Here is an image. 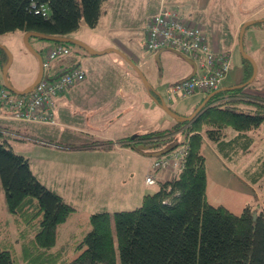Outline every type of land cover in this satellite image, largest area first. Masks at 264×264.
Masks as SVG:
<instances>
[{
    "label": "trees",
    "instance_id": "trees-1",
    "mask_svg": "<svg viewBox=\"0 0 264 264\" xmlns=\"http://www.w3.org/2000/svg\"><path fill=\"white\" fill-rule=\"evenodd\" d=\"M104 1L0 0V34L21 30L67 36L79 28L82 19L93 28ZM51 44L48 47L59 43ZM0 52L6 61V52L1 48ZM39 53L43 55L41 49ZM69 69L43 77L53 79ZM239 89L216 93L194 119L176 121L173 130L143 135L140 142L119 143L147 157L145 184L157 182L158 189L143 195L140 205L131 210L92 213L89 230L74 240L78 254L62 263L58 261L67 249H55L58 228L75 209L38 180L29 158L16 153L9 142L11 136L18 135L0 126V189H4L7 208L16 223L14 241L0 229V264H117V258L120 264H264V207L254 216L247 205L236 215L224 206L210 205L206 195L204 140L232 152L238 147L250 152L253 137L249 131L264 122L263 102L243 96L225 99L228 94H238ZM53 119L54 115L51 122ZM176 131L185 133V140L173 142L165 150L187 147L181 168L167 171L154 167L164 154L141 151L139 144L151 148L157 139L171 140ZM227 132L236 134L228 138ZM94 143L100 141L89 144ZM103 145L96 146L109 149L113 144ZM148 176L152 183L146 181Z\"/></svg>",
    "mask_w": 264,
    "mask_h": 264
},
{
    "label": "crops",
    "instance_id": "crops-1",
    "mask_svg": "<svg viewBox=\"0 0 264 264\" xmlns=\"http://www.w3.org/2000/svg\"><path fill=\"white\" fill-rule=\"evenodd\" d=\"M259 1L105 0L101 5V15L95 27H88L82 19L79 28L65 37L79 40L97 51L115 48L123 52L129 60L139 67L147 78L150 87H145L131 64L118 53L109 52V54L105 53L103 56L93 55L85 48L77 45L73 52L69 49L70 52L68 54L61 55L51 63L49 76L56 74L61 68L69 69L79 66L84 70L85 78L71 85V87L55 98L53 110L55 123H38L44 125L45 135H49L50 138L46 139L34 134H26L27 136H24V138L29 139L34 145H37L34 141L39 142L44 139L54 143L58 142L63 147H56L47 143L43 144L44 146H50L61 151L72 150L77 153H102L108 159L114 153L113 151L132 153L134 156L143 158L144 162H146V176L149 164L147 157L134 152L131 147L113 143L115 141L128 140L130 136L135 134L139 137L155 131L173 130L176 120L167 113L164 115L163 112L165 111L159 106V97L167 105H169L167 102L179 101L176 107L178 110L172 111L187 117L190 113L188 111L195 109L208 96V93L201 91L186 97L171 95L170 88L172 85L188 78L193 72L196 74L200 70L197 68L195 61L185 58L177 51L168 48L161 50L147 49L144 35V27L147 21L160 8L169 7L174 8L178 16L189 22L190 25L201 27L215 52L229 51L231 54V66L220 84V89L229 88L243 83L247 76L253 74L254 67L252 63L243 60V57L237 59L236 70H234V67L232 70L230 69L234 63L233 54L238 49L239 32L242 30L243 25L249 21H256L253 24H262L264 22V17H258L259 11L264 8V4L258 6ZM251 25L249 24L244 28L243 34L247 37L250 49L247 52L248 54H246L251 57L256 65L255 82L243 88L240 95L247 94L251 95V98L257 97L256 99L261 98L260 100L264 101V44L260 47L255 46L259 42L257 41L259 33L256 32H262L264 29H253L249 27ZM50 45L52 44H47L45 47ZM87 56L90 58L88 59ZM156 56L158 59L170 56L176 58L177 61L174 65L167 66L165 68L166 71L164 69L161 73L156 66H152L153 60L155 59L156 61ZM101 57L107 59L102 60L100 59ZM95 66L98 71L92 72ZM110 66L113 70L110 69ZM157 67L161 68L162 66ZM28 85L22 88L13 86L16 89L23 90ZM84 95L89 96L90 100H84ZM133 95L143 99V106L138 112L131 110V105H133L131 97ZM178 98L187 100L180 103L182 100ZM89 103H95L96 106L94 107ZM144 110H147V112ZM186 110L188 114L185 113ZM147 115L152 119V121H149L150 126L140 127L138 120L131 119H141L142 116L147 117ZM111 119L119 120L116 128L108 134L99 132L93 126L94 120L97 123H104ZM71 121H88L90 126H78ZM22 123L21 121H14L9 115L0 111V126L14 130L16 135L24 132L20 125ZM73 130L83 133L80 134V137L87 136L90 139L78 137L79 134L76 135ZM253 132L249 131V135L252 137ZM235 134V132H229L228 138ZM96 140L112 143V148L103 149L100 146H96V144L87 149L79 148L82 144H89ZM254 141L255 138L253 137L250 151H252ZM97 144L100 145L99 143ZM67 146L72 147V149ZM155 146L157 145L155 144ZM155 150L158 151L160 149L157 148ZM22 155L25 156V154ZM107 167L123 172V167L115 162L108 163L105 170H107ZM251 180L254 181V179ZM254 192L258 195L257 199L259 202L256 208L258 212L261 206L264 207V201H261L262 197L259 195L260 192L256 186L254 187ZM254 192L249 191V194H254ZM249 199L254 200L253 195H250Z\"/></svg>",
    "mask_w": 264,
    "mask_h": 264
},
{
    "label": "rangeland",
    "instance_id": "rangeland-1",
    "mask_svg": "<svg viewBox=\"0 0 264 264\" xmlns=\"http://www.w3.org/2000/svg\"><path fill=\"white\" fill-rule=\"evenodd\" d=\"M263 4L264 0H260L258 6ZM161 9H163V7L160 8V10ZM259 12L260 13L258 17H264V8ZM187 23L190 24L189 22ZM249 27H252L253 29H264V22L262 24H252ZM256 33H259V38H257V41L259 42L255 46L260 47L262 44H264V31ZM24 35L25 32L21 30L0 34V44L7 47L8 51L12 55V62L7 71V78L11 85L13 84L20 88L32 83L35 73L37 74L38 72V60L24 43ZM28 40L29 44L33 48L41 49L42 53H44V56L46 48L45 46L52 43L51 41L35 36H31ZM67 45L71 52H73L77 47V45L71 43H67ZM237 45L238 49L234 51V63L230 70H232L233 67L234 70H236L237 59H241L243 57L239 50V37ZM243 48L245 53L250 51L245 34H243ZM103 55L104 54H101L100 56ZM87 57L88 59L90 58L89 56ZM100 59L106 60L107 58L101 57ZM4 61L5 55L0 52V83H3L2 70L5 66ZM176 61L177 60L174 57L167 56L158 59L156 56V61L155 59L153 60L152 66H156V68L162 73V71L167 66L174 65ZM6 62L7 60L5 63ZM131 66L133 69H139L137 65V67L133 64ZM157 66L162 67L158 68ZM104 69L106 70L105 67ZM110 69L113 70L111 66ZM134 70L136 72V69ZM93 71H98L96 66L92 72ZM49 74L50 69L45 68L44 76H48ZM251 75L252 74H250L243 83L247 82L251 78ZM141 81L145 85L142 79ZM146 82H148V80ZM254 82L255 77L247 85H250ZM247 85L241 87L239 90L242 91L243 88L247 87ZM145 87L147 86L145 85ZM241 91L238 94H228L227 98L225 99H232L241 96L251 98V95H239L241 94ZM178 99L182 100L180 103L187 100H183L182 98ZM260 99L256 100L264 103V101ZM84 100H90L89 96L84 95ZM131 100L133 103V105H131V110L135 112L140 111L141 106H143V99H139L133 95ZM167 103L169 104L168 106L171 110H178L176 107L179 104V101ZM89 104L94 107L96 106L95 103ZM198 106H196L192 111H188L190 112L189 114L186 113L187 110L185 113L191 115ZM144 111L147 112V110ZM163 113L166 115L165 112ZM119 119H111L110 121L104 123H97L94 120L93 126H95L99 132L108 134L111 132V130L116 128V124ZM131 119L138 120L140 122V127L150 126L149 121H152L149 115H147V117L142 116L141 119ZM71 122L77 124L78 126H90L88 121ZM52 123L55 122H50L49 124ZM20 125L24 129V132L17 134V138L11 136L9 139L10 144L16 150L15 152L25 154L26 158H29L31 170L38 180L47 187L59 193L65 199V201L72 205L75 209L73 214L58 228L55 249H61L62 247L67 249V251L64 252V254H66L65 257L64 254H62L61 260H59L58 263L68 261L78 254L79 251L74 250L76 245L74 240L80 239L82 235L89 230V216L92 213L102 210H107L110 213H113L117 210H131L140 205L143 195L149 193L152 194L158 189L157 182L146 185L143 181L145 177V171L147 169L146 162H144V159L141 157L134 156L132 153L113 151L114 153L112 155L110 154L111 156L108 159L105 154L102 153H77L73 152L72 150L61 151L50 146H44L43 144L47 143L49 145H55L56 147H63L58 142L54 143L53 141L44 139H41L39 142L34 141L37 144L34 145L29 139L24 138V136H27L26 134H34L37 136H42L46 139L50 138L49 135H45L44 125L38 123L34 124L32 122H23ZM35 130L36 132H34ZM73 131L76 133V135L79 134L78 137H80V134H83L75 130ZM253 131V137L255 138V141L252 146V151L250 152L243 151L241 147H238L237 150H234V152H232V150L228 147L221 149L216 143H212L207 140H204L202 145V154L205 157L207 175V201L212 206H224L230 212L236 215L241 214L247 205H251L253 211L252 213L254 216L256 215V208L259 201L257 199L258 195L254 192L255 186L260 192L259 195L262 197L261 201H264V122ZM9 132L13 135H16L14 130H10ZM226 135L229 137L228 132ZM82 137L88 140L90 139V137L87 136ZM142 139V136H139L136 139L135 134L130 136L128 140H124L123 142L115 141L113 144L124 142H140ZM184 140L185 133L176 131L174 135H171V140H168V142L162 140L158 141L157 139V143H155L157 146H153L143 151L154 152V150L158 148L160 149L159 151H165L163 153L164 156H170L172 153L178 150V147L170 150H165V148L173 142ZM100 144L103 145L105 143L100 142ZM140 145L143 144H139V146ZM80 146L81 147L79 148L87 149L91 148L93 144H82ZM69 148L72 149V147ZM111 162H115L122 166L123 172L115 170L111 167H107V170H105L106 165ZM164 170L170 171L171 169L166 168ZM251 179H254V181ZM249 191L254 192V194H249ZM250 195H253L254 200L249 199ZM14 220V215L11 214L7 208L4 189L1 187L0 223L2 226L0 229H4V232L9 233L10 238L13 241L16 239V223ZM117 264H120L118 258Z\"/></svg>",
    "mask_w": 264,
    "mask_h": 264
},
{
    "label": "built area",
    "instance_id": "built-area-1",
    "mask_svg": "<svg viewBox=\"0 0 264 264\" xmlns=\"http://www.w3.org/2000/svg\"><path fill=\"white\" fill-rule=\"evenodd\" d=\"M44 11V8H42ZM45 14V11H44ZM145 47L150 50L168 48L180 52L196 62L199 72L191 78L172 85L171 95L186 97L197 91L212 92L220 86L229 71L231 55L228 51L215 52L204 30L191 26L180 18L173 8L163 7L145 26ZM69 48L63 44L48 47L45 52L43 67L48 68L53 60L68 54ZM229 54H228V53ZM85 77L81 67L71 68L53 79L42 78L29 94L13 96L0 84V110L13 120L48 123L53 118L55 97L78 83ZM184 145L170 156H160L154 167L176 170L181 168V157L186 154ZM178 155V156H177ZM152 183V177L146 178Z\"/></svg>",
    "mask_w": 264,
    "mask_h": 264
},
{
    "label": "water",
    "instance_id": "water-1",
    "mask_svg": "<svg viewBox=\"0 0 264 264\" xmlns=\"http://www.w3.org/2000/svg\"><path fill=\"white\" fill-rule=\"evenodd\" d=\"M261 21V20H259ZM256 21H249V22H246L244 25H243V28L242 30L240 31V34H239V50H240V53L241 55L243 56V58L247 59L248 61H250L254 67V71H253V74L251 76V78L245 82V83H242L240 85H236L234 87H229V88H221V89H218L216 91H213L211 92L207 97L206 99L197 107V109L189 116L187 117H184V116H181V115H178L177 113H175L174 111H172L168 105L165 103V101L161 98L159 100V106L163 109V111H165V113H167L169 116L173 117L176 121H182V122H188V121H191L192 119L195 118L196 114L202 110L204 107H205V104L207 102V100L209 98H211L212 96H214L216 93L222 91V90H227V91H232V90H235L237 88H241V87H244L245 85H247L251 80H253V78L255 77V74H256V65H255V62L251 59V57L249 55H247L243 49V30L244 28L249 25V24H253L255 23ZM31 36H35V37H38V38H41V39H44V40H48V41H51V42H59V43H71V44H75V45H79L83 48H85L90 54H93V55H101V54H105V53H109V52H116L118 53L121 57H123L125 60L128 61L129 64H133L135 65L131 60H129L127 58V56L115 49V48H108L106 50H102V51H97V50H94L93 48H91L90 46H88L87 44L79 41V40H76V39H73V38H69V37H65V36H48V35H41V34H38V33H34V32H27L25 33L24 35V43L27 45V47L29 48V50L36 56V58L38 59V72L36 74V77L35 79L33 80V82L28 85L25 89L23 90H19V89H16L15 87H13L11 85V83L9 82L8 78H7V71L11 65V62H12V55L11 53L8 51V49L4 46V45H1L0 44V48L3 49L6 54H7V62L5 64V66L3 67V70H2V77H3V84L13 93L15 94H18V95H23V94H27L29 93L32 88L35 87V85L37 84V82L42 78V75H43V57L41 55V53H39L37 50H35L30 44H29V41L28 39L31 37ZM136 66V65H135ZM137 67V66H136ZM136 69V72L138 74V76L140 77V79H142L145 83V85L147 87H150L148 82H146V78L144 77L143 73L141 70L137 69V68H134ZM194 75V72L191 74V76ZM190 76V77H191ZM149 146H143V145H140L138 147V149H140L141 151L142 150H145V149H148ZM165 151H161L159 152L160 154L164 153Z\"/></svg>",
    "mask_w": 264,
    "mask_h": 264
}]
</instances>
